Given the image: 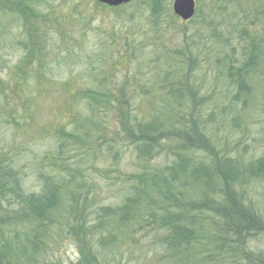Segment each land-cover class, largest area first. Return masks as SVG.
<instances>
[{"label": "trees", "instance_id": "16d2710c", "mask_svg": "<svg viewBox=\"0 0 264 264\" xmlns=\"http://www.w3.org/2000/svg\"><path fill=\"white\" fill-rule=\"evenodd\" d=\"M172 1L0 0V264H264V0Z\"/></svg>", "mask_w": 264, "mask_h": 264}, {"label": "water", "instance_id": "95a60500", "mask_svg": "<svg viewBox=\"0 0 264 264\" xmlns=\"http://www.w3.org/2000/svg\"><path fill=\"white\" fill-rule=\"evenodd\" d=\"M110 8H118L132 3L134 0H95ZM173 12L181 20L187 22L192 20L196 13L195 0H174Z\"/></svg>", "mask_w": 264, "mask_h": 264}, {"label": "rangeland", "instance_id": "374dc122", "mask_svg": "<svg viewBox=\"0 0 264 264\" xmlns=\"http://www.w3.org/2000/svg\"><path fill=\"white\" fill-rule=\"evenodd\" d=\"M101 13H103V12H101ZM255 153L257 154V156H260V152H258L257 150L255 151ZM28 172L29 171H27V177L26 178H28V180H30L31 182L33 181L36 184V180H35L34 176L30 175ZM257 187H259V185ZM251 191L253 193V194L251 193L252 194L251 195L252 198L253 197L260 198V196H258L255 193V191H257L256 187H254L253 189L251 188ZM259 240H262V237H260ZM64 242L66 243L65 244L66 248L64 249L63 254H68L69 256H66V257H71L72 259H75L76 258V249L74 248L73 244L71 243V240H65ZM251 247H253V248L257 247V248H259L261 250H264V241L263 242H258L256 240L254 241L252 239Z\"/></svg>", "mask_w": 264, "mask_h": 264}]
</instances>
